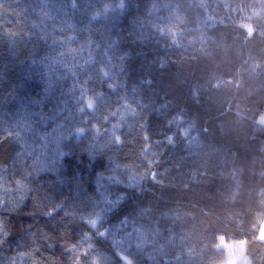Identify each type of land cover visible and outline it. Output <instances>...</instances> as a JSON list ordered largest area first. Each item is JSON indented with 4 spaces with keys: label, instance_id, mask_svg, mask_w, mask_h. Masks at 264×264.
Returning a JSON list of instances; mask_svg holds the SVG:
<instances>
[{
    "label": "trees",
    "instance_id": "obj_1",
    "mask_svg": "<svg viewBox=\"0 0 264 264\" xmlns=\"http://www.w3.org/2000/svg\"><path fill=\"white\" fill-rule=\"evenodd\" d=\"M263 117L264 0H0V264H264Z\"/></svg>",
    "mask_w": 264,
    "mask_h": 264
},
{
    "label": "rangeland",
    "instance_id": "obj_2",
    "mask_svg": "<svg viewBox=\"0 0 264 264\" xmlns=\"http://www.w3.org/2000/svg\"><path fill=\"white\" fill-rule=\"evenodd\" d=\"M260 123L264 126V117L260 120ZM261 240L264 241V227L262 230ZM220 248L228 252L229 263L228 264H250L245 254V244H226L224 241L220 242Z\"/></svg>",
    "mask_w": 264,
    "mask_h": 264
},
{
    "label": "snow or ice",
    "instance_id": "obj_3",
    "mask_svg": "<svg viewBox=\"0 0 264 264\" xmlns=\"http://www.w3.org/2000/svg\"><path fill=\"white\" fill-rule=\"evenodd\" d=\"M88 106H89V107L92 106V105H91V101H89ZM117 140H119V138H117ZM89 223H90L93 227H95L97 222H96V220H90Z\"/></svg>",
    "mask_w": 264,
    "mask_h": 264
}]
</instances>
